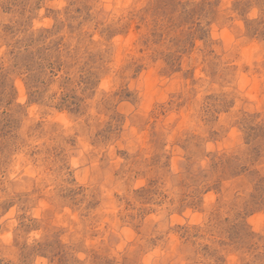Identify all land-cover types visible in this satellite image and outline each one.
<instances>
[{"label":"rangeland","instance_id":"1","mask_svg":"<svg viewBox=\"0 0 264 264\" xmlns=\"http://www.w3.org/2000/svg\"><path fill=\"white\" fill-rule=\"evenodd\" d=\"M0 264H264V0H0Z\"/></svg>","mask_w":264,"mask_h":264}]
</instances>
